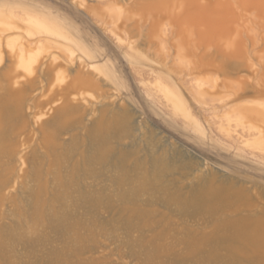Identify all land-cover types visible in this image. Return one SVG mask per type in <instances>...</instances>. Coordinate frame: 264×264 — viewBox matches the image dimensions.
<instances>
[{
	"label": "rangeland",
	"instance_id": "374dc122",
	"mask_svg": "<svg viewBox=\"0 0 264 264\" xmlns=\"http://www.w3.org/2000/svg\"><path fill=\"white\" fill-rule=\"evenodd\" d=\"M0 264H264V0H0Z\"/></svg>",
	"mask_w": 264,
	"mask_h": 264
},
{
	"label": "bare ground",
	"instance_id": "6f19581e",
	"mask_svg": "<svg viewBox=\"0 0 264 264\" xmlns=\"http://www.w3.org/2000/svg\"><path fill=\"white\" fill-rule=\"evenodd\" d=\"M43 26L44 27H46L47 29H48V25L47 24H45V23H43ZM260 226V225H259ZM261 227V226H260ZM258 232H260V229H259V231ZM262 232V231H261ZM256 234V233H255ZM256 239V238H255Z\"/></svg>",
	"mask_w": 264,
	"mask_h": 264
}]
</instances>
